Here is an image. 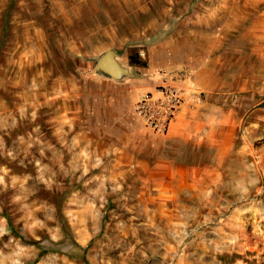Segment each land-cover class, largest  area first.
Returning <instances> with one entry per match:
<instances>
[{"label": "rangeland", "instance_id": "obj_1", "mask_svg": "<svg viewBox=\"0 0 264 264\" xmlns=\"http://www.w3.org/2000/svg\"><path fill=\"white\" fill-rule=\"evenodd\" d=\"M0 264H264V0H0Z\"/></svg>", "mask_w": 264, "mask_h": 264}, {"label": "built area", "instance_id": "obj_2", "mask_svg": "<svg viewBox=\"0 0 264 264\" xmlns=\"http://www.w3.org/2000/svg\"><path fill=\"white\" fill-rule=\"evenodd\" d=\"M184 103L181 90L175 86H158L142 93L135 103V112L143 125L157 133L166 134Z\"/></svg>", "mask_w": 264, "mask_h": 264}, {"label": "water", "instance_id": "obj_3", "mask_svg": "<svg viewBox=\"0 0 264 264\" xmlns=\"http://www.w3.org/2000/svg\"><path fill=\"white\" fill-rule=\"evenodd\" d=\"M98 66L100 68H102L103 70L110 72L111 67H110V56L109 55H105L104 57H102L99 62H98Z\"/></svg>", "mask_w": 264, "mask_h": 264}]
</instances>
